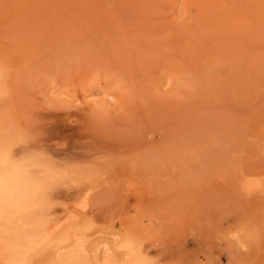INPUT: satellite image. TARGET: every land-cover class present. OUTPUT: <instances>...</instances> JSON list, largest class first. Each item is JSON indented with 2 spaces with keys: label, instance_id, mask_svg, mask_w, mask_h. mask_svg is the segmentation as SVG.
Here are the masks:
<instances>
[{
  "label": "rangeland",
  "instance_id": "rangeland-1",
  "mask_svg": "<svg viewBox=\"0 0 264 264\" xmlns=\"http://www.w3.org/2000/svg\"><path fill=\"white\" fill-rule=\"evenodd\" d=\"M4 160L0 264H264V0H0Z\"/></svg>",
  "mask_w": 264,
  "mask_h": 264
},
{
  "label": "bare ground",
  "instance_id": "bare-ground-1",
  "mask_svg": "<svg viewBox=\"0 0 264 264\" xmlns=\"http://www.w3.org/2000/svg\"><path fill=\"white\" fill-rule=\"evenodd\" d=\"M3 149V148H2ZM5 149V148H4ZM6 150H8L6 148ZM7 152V151H5ZM8 154V152H7ZM6 156V155H5ZM3 156V157H5ZM8 156V155H7ZM4 159V158H3ZM30 159V158H29ZM19 165V164H18ZM19 167V166H18ZM23 167V166H22ZM27 167V166H26ZM20 172V169H18L16 166H11L9 164V162H6L4 160L3 163V169H2V173L0 174V219L3 218L5 216V214L11 210V207L14 205H18L19 203L18 200L21 197L22 198V189L21 188V184H22V179H21V173L20 175H18ZM22 172V171H21ZM23 174V173H22ZM26 177V175H25ZM25 181V180H24ZM30 181V180H28ZM35 181V180H34ZM31 182V181H30ZM26 181H25V185H26ZM29 183V182H28ZM27 183V184H28ZM23 186V185H22ZM33 186V185H32ZM24 191V189H23ZM26 191V190H25ZM25 196V193L23 194ZM21 200V199H20ZM19 200V201H20ZM22 201V200H21ZM21 204V203H20ZM19 204V205H20ZM18 205V206H19ZM43 205V204H42ZM16 206V207H18ZM21 206V205H20ZM14 208V207H13ZM9 209V210H8ZM20 209V208H19ZM8 214V213H7ZM20 215V214H19ZM7 216V215H6ZM8 217V216H7ZM10 217V216H9ZM19 220V219H18ZM1 222V221H0ZM18 222V221H17ZM24 223V222H23ZM39 227V226H38ZM41 228V227H40ZM24 231V230H23ZM25 232V231H24ZM43 232V231H42ZM25 234V233H22ZM21 234V235H22ZM25 236V235H24ZM23 237V236H22ZM128 243V242H127ZM23 245V244H22ZM14 247V246H12ZM24 247V246H23ZM17 248V247H16ZM19 248V247H18ZM130 248V247H128ZM23 250V249H22ZM18 251V250H17ZM23 252V251H22ZM21 252V253H22ZM28 253V252H27ZM20 254V253H18ZM24 255V253H23ZM19 256V258L23 257ZM14 256V255H13ZM12 256V257H13ZM17 257V255H16ZM24 258V257H23ZM17 259V258H16ZM15 260V258H14ZM23 260V259H22ZM21 260V261H22ZM24 262V261H22Z\"/></svg>",
  "mask_w": 264,
  "mask_h": 264
}]
</instances>
